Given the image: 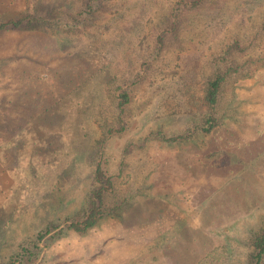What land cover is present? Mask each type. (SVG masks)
I'll return each instance as SVG.
<instances>
[{"label": "rangeland", "instance_id": "rangeland-1", "mask_svg": "<svg viewBox=\"0 0 264 264\" xmlns=\"http://www.w3.org/2000/svg\"><path fill=\"white\" fill-rule=\"evenodd\" d=\"M78 2L0 0V264H27L11 262L23 242L38 243L30 264H255L264 232V0L197 10L188 0H109L81 30L47 19L12 24L75 13ZM167 21L181 25L178 46L158 52L154 36ZM232 39L254 42L227 60L247 76L225 87L222 123L181 141L148 140L193 118L178 81L184 58L195 55L198 73L207 72L203 60ZM118 85L132 98L115 122ZM111 123L122 130L110 132ZM98 163L113 196H133L88 231L67 229ZM48 224L57 226L37 242Z\"/></svg>", "mask_w": 264, "mask_h": 264}, {"label": "trees", "instance_id": "trees-1", "mask_svg": "<svg viewBox=\"0 0 264 264\" xmlns=\"http://www.w3.org/2000/svg\"><path fill=\"white\" fill-rule=\"evenodd\" d=\"M78 1V4L80 3V6H83V8L75 13H73L72 10L61 8L62 11L57 13L55 17H53L54 15H49L46 18H37L29 15L16 21H12V24L18 26L24 21H27L28 23H32L33 21L43 23L45 19H47L49 22H56L61 28L68 29L67 31L70 29L81 30L87 28L94 22V19L96 18L95 16H98L101 13L99 10H102L109 0ZM211 1L212 0H188V3L192 9L195 8V10H197L203 4H206V2L210 3ZM172 16L174 18L178 16L175 13V8H173ZM178 23L177 21H167L165 23V28L156 30L157 33L154 36L156 51L159 52L163 49L165 50L166 45L170 42L177 45L178 33L181 31V28H179L181 25ZM253 42L254 40L249 43H243V41L237 39L230 40L227 44V48L223 52L211 55L208 60H203L207 72L201 74L198 73V70L202 60L198 59L195 55L190 54L189 56H186L184 58L186 60V66L181 72H179L178 81L187 102L192 108H194L193 118L187 128L182 132L170 134L164 131H159L148 135V140L154 139L168 142L181 141L186 138H192L198 133H209L215 130L214 128L221 124L223 117L227 115L226 108H222L225 87L229 85L228 83L233 79V76H247V74L243 73V68L246 69L243 64L233 62L227 63V60L233 53H243V51L252 46ZM111 96V105H109L110 113L115 122L116 120L120 122L119 117L121 113L129 108V102L132 98L131 91L118 85L117 87H113ZM120 126V123H117V126L111 123L108 130L110 132L115 130L119 132L123 128V126ZM220 151L226 152L227 150L222 149ZM114 184L112 177L108 176L101 164L98 163L95 172L94 187L91 189L89 196H87L85 206L79 210V212L71 215L67 219L66 228L79 233H84L95 227L105 217L119 214V210L129 202L133 195L122 192L116 197L113 196L112 194L114 191H111V189H113ZM56 226L57 225L54 224H48L45 229L39 231L36 241L38 242V240L44 238L47 233L51 232ZM60 231H64V229H61ZM32 244L37 248L38 243ZM32 244L30 243V245H26L24 242L21 243L19 249L11 257V262L24 261L27 264L34 262L35 254L30 250ZM255 246L258 249L257 253L254 255L256 260L255 264H262L264 254V232L263 234L257 235Z\"/></svg>", "mask_w": 264, "mask_h": 264}]
</instances>
